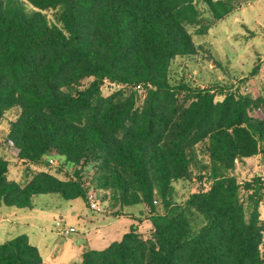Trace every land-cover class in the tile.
Wrapping results in <instances>:
<instances>
[{"label": "trees", "instance_id": "trees-1", "mask_svg": "<svg viewBox=\"0 0 264 264\" xmlns=\"http://www.w3.org/2000/svg\"><path fill=\"white\" fill-rule=\"evenodd\" d=\"M25 1L32 11L0 0V124L15 111L5 141L17 157H56L73 171H39L21 185L0 156V207L105 190L115 206L143 204L153 229L145 237L133 225L105 249L85 250L81 264H264L262 182L232 172L243 158L264 161V94L228 89L217 99L216 87L172 72L177 58L198 53L188 26L208 18L197 1L218 20L231 1ZM107 84L118 89L104 96ZM179 180L195 185L183 202ZM0 264L47 263L21 234L0 243Z\"/></svg>", "mask_w": 264, "mask_h": 264}, {"label": "rangeland", "instance_id": "rangeland-1", "mask_svg": "<svg viewBox=\"0 0 264 264\" xmlns=\"http://www.w3.org/2000/svg\"><path fill=\"white\" fill-rule=\"evenodd\" d=\"M22 1L28 10L34 9L28 2ZM230 1L233 5L231 13L220 20L214 19L207 6L197 1L203 16L208 18L207 21L202 22V25L188 26L194 42L199 47L198 53L189 58H177L172 67V72H176L173 78H184L195 87H216L217 99H222L224 95L220 94H226L228 89L243 95V84L246 79L251 78V75L256 74L257 65L261 64L264 57V35L262 34L264 29L262 30L261 25L257 23L259 17L264 18V0ZM44 13L52 21L54 20L52 10L44 11ZM203 25H207L206 31ZM90 80L92 79H85L82 85L86 86ZM251 87L252 91L246 96L256 98L262 92V87H257L255 82L251 83ZM221 88L224 90L221 91ZM117 89V86L107 84L103 87L102 93L108 96ZM142 95H140L141 99ZM15 115V111L7 113L0 124V156L9 161L8 178L25 185L39 171H48L60 178L70 175L73 167L63 165L59 158L53 157V163L35 165L17 157L5 141L9 120L14 119ZM232 172L240 182L259 179L264 188L262 159L253 163L238 161ZM174 187L175 200L183 202L194 190L195 185L189 181L179 180L174 182ZM96 193L102 211L91 209L88 199L86 201L79 197L66 200L52 193L35 196L32 209L1 206L0 218L8 215L9 220L0 226V243L5 241L4 237L9 240L18 235L27 234L31 238V243L39 248L45 262L70 264L71 261L67 260H70L74 254L72 244H81L83 240L96 235L97 230L108 231L112 226H116L123 231V228L127 226L126 218L113 216L118 213L113 211L115 205L110 193L105 190H97ZM260 212L264 221V192L260 193ZM60 219L64 221L67 228L73 226L76 229L64 238L60 237L63 238V245L56 242L59 238L56 221ZM145 219L146 216L141 214L138 222L140 233L146 237L150 235L153 227Z\"/></svg>", "mask_w": 264, "mask_h": 264}, {"label": "crops", "instance_id": "crops-1", "mask_svg": "<svg viewBox=\"0 0 264 264\" xmlns=\"http://www.w3.org/2000/svg\"><path fill=\"white\" fill-rule=\"evenodd\" d=\"M257 23L261 25V27H262L261 29L263 30L264 29V18L263 17L262 18L259 17V19L257 20ZM262 34L264 35V30L262 31ZM262 64H264V57L261 60V64L260 65L259 64L257 65V69L258 70L255 69L256 70V72H255L256 74L251 75V78L249 77L248 79H246V81L249 80L251 83L252 82H255L256 85H257V87H260V86L262 87V88L260 87L262 92H260L259 94H264V83L261 82L258 79V76L260 74V66ZM251 91H252V89H251ZM253 94H255V93H253ZM259 159H262V155L261 154H258V155L252 156V157L243 158L242 160H240V162L241 163H244V161H245V162H248V163H253V162H255L256 160H259ZM136 205L137 206H135V205H128V206H122V207L119 206V205L115 206L113 208V211H115L118 214H116V215L113 214V216H116L118 218L124 217V218L127 219V226H125L123 228V231H120V229L118 227H116V226H112L108 231H105V229H103V230H97L96 231V233H97L96 235L90 237L89 239H87L85 241L83 240V242L81 244H79V245L72 244L74 254H73L72 258L70 260H67V261H71L70 264H81V262H82V254L84 253L85 250H88V249H93V250H102V249H105L112 242L119 241L122 238V236L126 232L129 231V229L131 228V226L136 225L139 228V222H138L139 221V216L141 214L144 215L145 208H144V205L143 204H136ZM33 207H34V198H33ZM107 215H110V214H107ZM7 220H9L8 219V215H3L0 218V226H3V223L5 221H7ZM145 220H148V219H145ZM149 223H150V221H149ZM58 234H59V238L57 239L56 242H59L60 245H63L64 235H61L59 233V231H58ZM27 236H28L29 241L31 243L30 236L29 235H27ZM60 237H63V238H60ZM4 238H5L4 239L5 241L8 240V239H6V237H4ZM53 251H55V250H53ZM43 261H44V259H43ZM45 263H47V264H54V263H51V262H45ZM61 264H66V263L62 262Z\"/></svg>", "mask_w": 264, "mask_h": 264}, {"label": "built area", "instance_id": "built-area-1", "mask_svg": "<svg viewBox=\"0 0 264 264\" xmlns=\"http://www.w3.org/2000/svg\"><path fill=\"white\" fill-rule=\"evenodd\" d=\"M258 79L264 83V64H262L260 66V74L258 76ZM137 88L140 90V95H142V93H144L142 95V97L145 96V89H143L140 85L137 86ZM251 82L249 80H247L244 84H243V93L246 95L248 93L251 92ZM243 94V95H244ZM49 162L53 163L54 162V159L53 157H51L49 159ZM88 202L90 204V208L93 209V210H98V211H102V208H101V205L98 201V198H97V193L96 192H91L89 193L88 195ZM156 202V200L154 201ZM56 225L58 226V229H59V233L61 235H68V234H71L73 232L76 231V229L72 226H70L69 228H67L65 225H64V221L62 219L56 221Z\"/></svg>", "mask_w": 264, "mask_h": 264}]
</instances>
